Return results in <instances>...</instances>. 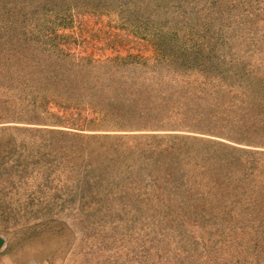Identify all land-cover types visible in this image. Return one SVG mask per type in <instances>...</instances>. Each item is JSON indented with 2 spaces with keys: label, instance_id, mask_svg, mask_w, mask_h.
Wrapping results in <instances>:
<instances>
[{
  "label": "rangeland",
  "instance_id": "374dc122",
  "mask_svg": "<svg viewBox=\"0 0 264 264\" xmlns=\"http://www.w3.org/2000/svg\"><path fill=\"white\" fill-rule=\"evenodd\" d=\"M25 25L30 44L64 58L68 72L113 73L122 79L116 88L139 90L146 130L128 127L126 133L221 141L194 140L192 152L210 147L217 164L226 154L232 158V166L220 172L225 181L218 188L238 204L224 209L211 195L202 199L188 193L171 201L168 210L133 209L126 197L106 204L99 198L87 204L79 197L55 198L57 188L73 187L76 179L63 171L68 168L63 163L70 167L75 161L58 152L59 139H48L53 148L42 157L51 167V184L41 189L44 167L42 179L33 174L35 182L19 171L21 165L14 166V155L39 150L43 135L19 128L57 121L61 125H52L57 129L78 130L69 127L54 102L36 98L33 103L25 88L29 78L0 76V143L14 141L22 152L0 162V264H264V0H0V49L16 45ZM15 28L18 33L10 40ZM37 85L47 92L56 88L53 92H63L64 100L71 97L66 88L44 79ZM89 107L84 112L91 116ZM92 117L96 122L90 123L100 126L81 132L125 133L102 115ZM151 135H127L121 145L131 149L143 141L149 150L151 144L159 149L168 142ZM239 147L250 150L243 153ZM106 149L101 154H111ZM147 173L139 178L140 186ZM200 199L212 200L211 206L202 208Z\"/></svg>",
  "mask_w": 264,
  "mask_h": 264
},
{
  "label": "trees",
  "instance_id": "16d2710c",
  "mask_svg": "<svg viewBox=\"0 0 264 264\" xmlns=\"http://www.w3.org/2000/svg\"><path fill=\"white\" fill-rule=\"evenodd\" d=\"M27 25L30 30V23ZM27 25H25V33L22 32L24 37L19 39L16 45L13 46L10 43L3 47L5 50L0 49V76L5 78L7 75H15L21 80H27L26 77L29 78L28 84L27 81L25 83V88L29 89V97L35 98L33 103H36V98L42 99V102L48 101V99L54 102L52 106L61 107L65 113L64 119L73 125L69 127L78 131L57 129L53 127L61 125L57 124V121L50 124L43 123L45 126L23 125L19 129L37 131L35 133L40 132L41 136L43 135L38 144L39 150L28 151L24 155L14 141H9L4 145L0 143L1 164L6 162L9 154L20 152L22 154H18L17 157L14 155V159L18 163L14 166L21 165L19 171L25 177L35 178V182L38 179L34 175L40 176L41 179L44 176V182L39 181V187L41 185L47 187L51 184L47 177L51 172V167H48L42 156L51 154L53 142L49 140L59 139L58 152L63 153L65 158L75 161L70 167L64 161L63 166L68 168H64L63 171H68V177L76 180L73 187L68 188V191L62 187L57 188L54 191L55 198L64 199L67 196L70 197L69 200H73L79 197L84 204L92 203L95 198H99L106 204L107 202L114 203L119 199L124 200L126 197L130 199L133 209L156 210L163 208L162 210H168L171 201L175 200L177 196L182 197L183 194L188 193L197 194L202 199L211 195L224 209L229 208L234 201L236 205L238 204V199L226 198L224 193L220 194L221 191L218 188L219 181H225L224 175L222 176L220 172L225 167L230 168L232 166V158L226 154L220 160V164H217L214 162L215 156L210 147L206 148L204 153L198 151L194 154L192 152L193 145L191 143H196L194 140L205 145H218L221 141L199 135H180V133H164L166 135H161V133H126L128 127H132L130 131L146 130L144 126H147L148 120L141 117V110L137 103L136 95L139 90L122 91L121 88H116L122 83V79L118 81V78L110 75L113 73L102 75L99 72L95 73L90 68H79L80 71L72 69L71 72H68L64 58L54 55L53 51H37L36 44H30L29 38L31 37H28ZM16 30L15 28V33H12L10 40L15 38L18 33ZM7 41V38L2 37L3 43L6 44ZM89 64L91 63L89 62ZM42 79L60 86L58 88H66L71 95L70 99L64 100L63 92H53L56 88H46L49 92L41 90L37 84L41 83ZM103 79L106 82H103ZM96 104H101V106L98 107ZM89 106L94 110L93 115L94 113L96 116L102 115L111 123V126L117 127L115 131H125V133L81 132L87 126H100L90 123L96 122V117L85 114L84 111ZM119 128L123 129L119 130ZM148 134H152L151 137H167L168 142L164 145L160 143L159 149L158 147L154 148V144H151L149 150L143 141L134 144L132 147L129 146L131 149H126L124 145H121L127 135L136 139L139 137L144 139L149 137ZM98 138L115 139L120 141V144L115 140L108 143L104 141L98 143L96 140ZM187 139H191V141L187 143ZM228 145L229 147L234 146L233 143H228ZM106 148L111 150V154L107 156L104 155L105 153L101 154L103 150H107ZM239 148L243 153L250 150L246 147ZM99 149V152L94 153ZM123 149L124 152L129 151L123 154ZM85 152L88 153L87 159L74 156L80 155L82 157ZM94 156H96V160ZM129 156H133L134 159L128 161ZM34 157H37V160L33 163L30 162L29 159ZM24 160H26L25 163ZM212 160L214 161L212 162ZM135 164L139 166L138 170H135ZM43 167L42 176L40 169ZM1 169L2 166H0ZM146 169L149 174L147 173L146 181H143L140 186L139 178ZM35 170H37L36 173ZM216 189L219 191L217 194ZM67 192L70 195H67ZM202 199L198 200L202 202V208H209L212 200L208 201L207 199L205 201ZM234 208L233 204L232 209Z\"/></svg>",
  "mask_w": 264,
  "mask_h": 264
},
{
  "label": "water",
  "instance_id": "95a60500",
  "mask_svg": "<svg viewBox=\"0 0 264 264\" xmlns=\"http://www.w3.org/2000/svg\"><path fill=\"white\" fill-rule=\"evenodd\" d=\"M3 240H4V239L0 237V246H1L2 243H3Z\"/></svg>",
  "mask_w": 264,
  "mask_h": 264
}]
</instances>
